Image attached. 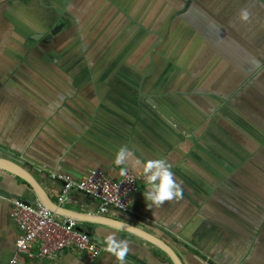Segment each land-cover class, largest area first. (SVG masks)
Instances as JSON below:
<instances>
[{
	"label": "crops",
	"instance_id": "obj_1",
	"mask_svg": "<svg viewBox=\"0 0 264 264\" xmlns=\"http://www.w3.org/2000/svg\"><path fill=\"white\" fill-rule=\"evenodd\" d=\"M188 1L0 0V148L22 159L55 203L62 184L53 173L142 174L134 212L104 216L164 240L183 264H264V5ZM122 146L132 156L116 165ZM136 159L163 160L180 195L159 205L144 199ZM0 190L5 263L20 235L13 200H40L2 170ZM62 206L102 215L80 192ZM79 227L127 242L124 264H172L126 231ZM21 262L118 264L110 253L89 262L70 251Z\"/></svg>",
	"mask_w": 264,
	"mask_h": 264
},
{
	"label": "built area",
	"instance_id": "obj_2",
	"mask_svg": "<svg viewBox=\"0 0 264 264\" xmlns=\"http://www.w3.org/2000/svg\"><path fill=\"white\" fill-rule=\"evenodd\" d=\"M52 177L62 184L56 201L58 206H62L72 192H80L98 201V213L102 215L109 210L133 213L132 195L143 180L142 174L129 169H124L118 180L109 178L101 170H90L80 179L56 173ZM11 217L20 235L13 257L0 264H23V258L52 261L65 251L82 254L89 262H95L108 253L106 245L81 230L79 221L60 218L40 201L27 204L13 200Z\"/></svg>",
	"mask_w": 264,
	"mask_h": 264
},
{
	"label": "water",
	"instance_id": "obj_3",
	"mask_svg": "<svg viewBox=\"0 0 264 264\" xmlns=\"http://www.w3.org/2000/svg\"><path fill=\"white\" fill-rule=\"evenodd\" d=\"M259 1L264 5V0ZM190 3L191 0L188 1L187 5H189ZM59 30L60 27H57L52 31V34H56ZM24 165L25 162L22 159L0 148V170L6 171L25 181L32 188L36 197L57 215L73 218L80 222L97 223L126 231L157 246L164 253H166V255L170 258L172 264H183L180 256L169 244H167L164 240L160 239L159 237H156L155 235L139 228L138 226L109 216L76 212L67 209L63 206H58L48 195L45 189L38 183L36 178L24 167ZM0 194H4L3 191L0 190ZM81 230L83 232H86L88 235L91 234V231L85 229ZM92 238L100 244H106V242L101 241L96 236ZM127 256L131 257L130 255Z\"/></svg>",
	"mask_w": 264,
	"mask_h": 264
},
{
	"label": "clouds",
	"instance_id": "obj_4",
	"mask_svg": "<svg viewBox=\"0 0 264 264\" xmlns=\"http://www.w3.org/2000/svg\"><path fill=\"white\" fill-rule=\"evenodd\" d=\"M241 20H247L248 13L241 12ZM132 156L131 151L122 146L115 154L114 163L116 165L125 164ZM133 168H142L146 173V181L148 190L144 193V199L151 204L159 205L166 199H171L173 196H179L180 193L172 181V174L168 171L163 160H148L143 163L139 159L132 161ZM105 251L112 254L118 264H124V258L128 251V245L125 241H119L109 236L106 241Z\"/></svg>",
	"mask_w": 264,
	"mask_h": 264
}]
</instances>
